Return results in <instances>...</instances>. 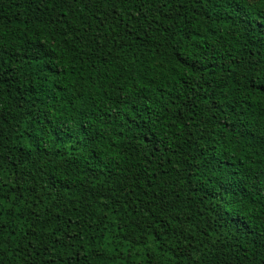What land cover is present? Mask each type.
<instances>
[{
  "label": "trees",
  "instance_id": "trees-1",
  "mask_svg": "<svg viewBox=\"0 0 264 264\" xmlns=\"http://www.w3.org/2000/svg\"><path fill=\"white\" fill-rule=\"evenodd\" d=\"M260 0H0V264H264Z\"/></svg>",
  "mask_w": 264,
  "mask_h": 264
},
{
  "label": "snow or ice",
  "instance_id": "snow-or-ice-1",
  "mask_svg": "<svg viewBox=\"0 0 264 264\" xmlns=\"http://www.w3.org/2000/svg\"><path fill=\"white\" fill-rule=\"evenodd\" d=\"M261 7H264V0H260ZM261 105L264 106V93L261 94ZM264 119V117H262ZM261 136H264V126H262ZM264 212V208L261 209Z\"/></svg>",
  "mask_w": 264,
  "mask_h": 264
}]
</instances>
